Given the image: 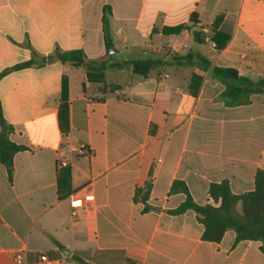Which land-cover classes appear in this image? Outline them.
Listing matches in <instances>:
<instances>
[{
  "label": "crops",
  "instance_id": "1",
  "mask_svg": "<svg viewBox=\"0 0 264 264\" xmlns=\"http://www.w3.org/2000/svg\"><path fill=\"white\" fill-rule=\"evenodd\" d=\"M104 7L114 53L103 38ZM178 25L189 29L163 32ZM216 40H226L221 49ZM76 49L109 63L159 54L162 64L145 77L109 68L94 83L84 66L56 58ZM188 53L264 81V0H0V116L9 139L27 148L14 155L10 178L0 164V264H15L18 250L50 264H264L261 242L234 244L233 230L204 241L193 211L168 213L185 198L171 192L174 181L197 204L218 206L211 184L226 180L241 195L264 171V94L225 105L224 85L209 71L167 64ZM193 74L203 78L196 96ZM80 144L89 152L74 156ZM65 156L68 166L58 167ZM148 179L146 202H134ZM87 192L94 201L73 216L69 196Z\"/></svg>",
  "mask_w": 264,
  "mask_h": 264
},
{
  "label": "trees",
  "instance_id": "2",
  "mask_svg": "<svg viewBox=\"0 0 264 264\" xmlns=\"http://www.w3.org/2000/svg\"><path fill=\"white\" fill-rule=\"evenodd\" d=\"M110 10L103 8L102 31L105 46L107 50L112 48L109 34L108 17ZM221 18L218 17L214 26ZM194 22V17H191ZM189 29L185 25H178L173 28H164V33L178 34L182 30ZM193 37L197 41L201 34L193 31ZM215 40V37H213ZM226 40L219 44L216 40V46L222 48ZM56 58L62 63H68L73 67L86 68V78L89 82L103 83L104 72L109 69H122L127 67L135 75L145 77L150 71L162 64L158 59H134L124 62L109 63L107 60H86L84 53L80 49L68 52L57 53ZM167 64L177 66H198L202 71H209L213 79L218 80L224 85V90L220 95L221 100L227 106L246 105L250 102L252 94H264V81L252 82L237 74L234 69L211 67L210 61L201 54L188 53L185 55H174ZM30 62L21 63L13 67L19 69L29 66ZM203 78L196 74L190 77L188 91L196 96L202 85ZM67 116V88L65 79L62 82L59 119L60 126L63 128V122ZM12 128L0 116V164H2L9 178L12 173L13 157L16 153L27 150L26 147L17 145L9 139ZM151 177V170L149 172ZM150 179L146 181L143 187L137 188L134 192V202L145 203L150 190ZM171 192H181L184 194V201L175 209L169 210L171 215H179L188 210L196 214L197 220L203 225L202 240L208 242H219L227 230L235 232L234 244L240 241L251 240L264 244V171L258 170L254 177V190L241 195H234L230 191L228 181L213 183L208 188L209 197L214 202H219L218 206L210 204H197L191 197L186 185L181 181H174ZM148 208L145 207L144 211ZM81 264H87L78 260Z\"/></svg>",
  "mask_w": 264,
  "mask_h": 264
},
{
  "label": "built area",
  "instance_id": "3",
  "mask_svg": "<svg viewBox=\"0 0 264 264\" xmlns=\"http://www.w3.org/2000/svg\"><path fill=\"white\" fill-rule=\"evenodd\" d=\"M212 47H214L212 45ZM70 152L74 156H82L86 155L89 152L88 147H86L83 144L76 145L70 148ZM70 161L69 156H65L61 159H58L57 161V166L62 168V167H67ZM94 201V196L92 193H83L80 195L77 194H72L69 196V205L72 209V215H76V211L78 209L85 208L88 206L90 203ZM13 261L15 264H50V261L46 255H38L35 259H27L26 254L22 250H18L14 252L13 256Z\"/></svg>",
  "mask_w": 264,
  "mask_h": 264
},
{
  "label": "rangeland",
  "instance_id": "4",
  "mask_svg": "<svg viewBox=\"0 0 264 264\" xmlns=\"http://www.w3.org/2000/svg\"><path fill=\"white\" fill-rule=\"evenodd\" d=\"M202 48L203 47H205V46H201ZM149 58H152V59H156V58H159L161 55H159V54H148L147 55ZM115 59H117V60H121V55H117V56H115ZM111 72H108V77L109 78H111Z\"/></svg>",
  "mask_w": 264,
  "mask_h": 264
},
{
  "label": "water",
  "instance_id": "5",
  "mask_svg": "<svg viewBox=\"0 0 264 264\" xmlns=\"http://www.w3.org/2000/svg\"><path fill=\"white\" fill-rule=\"evenodd\" d=\"M115 52V50L114 49H111L110 51H109V53H114Z\"/></svg>",
  "mask_w": 264,
  "mask_h": 264
}]
</instances>
